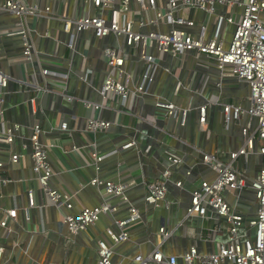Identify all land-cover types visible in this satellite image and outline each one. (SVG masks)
I'll list each match as a JSON object with an SVG mask.
<instances>
[{
	"label": "crops",
	"instance_id": "obj_1",
	"mask_svg": "<svg viewBox=\"0 0 264 264\" xmlns=\"http://www.w3.org/2000/svg\"><path fill=\"white\" fill-rule=\"evenodd\" d=\"M3 2L0 0V71L6 76L7 84L0 90V134L13 124L20 126L12 142L0 141V218L5 216L4 209L17 210L16 217L8 219V228L0 226L3 260L14 264H95L98 240L106 239L107 228L119 230L114 220L127 217L129 204L139 208L141 216L138 222L126 225L128 239L113 246L112 260L119 264H129L135 255H146L153 249H158L164 257L175 255L177 264H183L182 254L191 245L200 253H210L225 242L228 223L223 216L212 211L203 217L187 216L186 208L192 190L214 176L202 161V153L226 160L230 152L244 144L241 128L247 123L255 126L254 118L246 114L230 118L226 123L222 112L226 104L248 106L249 85L233 76L222 75L213 57L189 51L176 56L157 54L160 66L147 93H131L124 104L115 97L102 98L99 89L106 75L102 49L119 44L127 51L124 37L109 34L99 38L84 30L75 34L72 50L67 46L70 35L63 30L64 19L100 14L102 10L85 0H25L27 5L41 10V14L21 17L35 51L30 61L22 57V38L5 34L18 17L5 10ZM137 9L138 5L132 3L130 16L135 29H169L165 24L139 26L140 17L146 13H138ZM238 9L217 4L215 12L227 14ZM103 13L107 15V10ZM182 14L194 22L193 26H180L191 34L196 35L202 23L206 24L208 34L213 30V15L199 8L184 10ZM233 30V25L224 27L226 41ZM130 52L125 70L130 75L128 87L133 89L143 63L133 49ZM164 67H168L169 72ZM42 68L52 74L43 76ZM31 97L34 98L33 111L29 103ZM158 97L187 107L185 121L166 116L155 106ZM82 100L102 105L97 109L87 108ZM204 104L206 125L200 128L198 108ZM88 117H99L111 124L106 130L89 134L86 131ZM62 122H66V130L60 128ZM34 123L42 128L40 140L47 146L53 170L49 184L71 196L70 209L50 204L37 189L28 138ZM128 142L131 144L126 146ZM259 146L260 142L255 139L253 148L234 163L246 177L255 176L260 168ZM93 149L102 155L98 162L91 156ZM12 154L20 155L16 163L10 159ZM168 156L180 161L171 164ZM168 166L172 172L165 199L156 206L146 205V183L160 177ZM93 176L127 182L128 201L109 197L111 204L117 207L115 212L101 216L83 231L69 234L61 222L62 215L98 205L105 198L101 187L89 184ZM179 180L182 184L176 186ZM28 188L35 189V205L30 208L26 199ZM224 196L232 209L244 217L240 234L252 235L253 229L247 220L254 216L257 203L251 188L226 192ZM26 207L29 219L24 215ZM160 226L171 232L164 240L159 233ZM148 264L166 263L151 261Z\"/></svg>",
	"mask_w": 264,
	"mask_h": 264
},
{
	"label": "built area",
	"instance_id": "obj_2",
	"mask_svg": "<svg viewBox=\"0 0 264 264\" xmlns=\"http://www.w3.org/2000/svg\"><path fill=\"white\" fill-rule=\"evenodd\" d=\"M102 12L94 15H84L73 19H64L63 30L69 33L70 38L67 46L74 50L75 34L84 30L91 31L96 37L102 38L112 34L115 37L123 36L128 48L125 51L119 44L105 46L102 56L105 60L106 75L99 89L102 98L115 97L120 104H124L131 93H147L148 87L153 81L155 72L160 66V56L182 55L189 51L213 57L222 75H230L249 85V104L246 107L223 106V114L226 123L230 118L237 119L246 114L255 120V126L250 123L241 128L244 144L241 148L228 154L226 160L219 159L215 154L202 153V161L206 163L214 173L211 180L201 181L199 187L192 190L190 202L186 208V215L206 216L212 211L223 216L228 223V238L219 243L216 249L210 253H200L196 246L191 245L183 254V264H264V0H85ZM117 1V2H116ZM132 3L138 5L136 12H145L146 16L140 17L139 26L152 25L159 27L161 24L169 25L167 31L161 29L141 31L135 29L134 20L131 18ZM217 4L228 8L238 7V12L219 14L215 12ZM2 7L18 17L15 25L5 30L7 36L19 35L22 38V57L32 60L35 51L29 38L28 28L24 25L21 17L26 14H41V10L34 5H27L25 0H4ZM190 8H199L209 15H213V30L208 34L205 23L199 25L196 35L184 30L180 26H193L191 19H186L182 12ZM107 10V15L103 13ZM48 11V8H45ZM149 13H151L149 15ZM145 18V19H143ZM233 25L234 30L229 41L224 39V27ZM130 49H133L142 60L143 68L139 75L137 84L130 89L128 82L130 75L125 70ZM130 52V53H129ZM2 47L0 46V56ZM169 72L168 67H164ZM43 76L52 73L42 68ZM54 73V72H53ZM55 74V73H54ZM58 75V74H57ZM65 77L66 74H59ZM85 79L84 76H80ZM7 84V78L0 71V90ZM68 99H72L68 97ZM87 108H100L102 104L88 100H82ZM29 103L34 110V98H29ZM155 106L164 111L166 116L185 121L188 111L187 107L176 105L167 98L158 97ZM199 126L206 125V105L198 108ZM2 111L0 109V116ZM111 122L99 117H88L86 120V131L94 134L109 128ZM19 124L6 127L0 134V141L10 143L13 141ZM62 130H66V122L60 124ZM42 128L40 124L34 123L30 127L29 143L31 146L32 170L35 174L37 189L45 196L47 201L57 207L66 209L72 207L71 196L50 186L49 180L53 174L52 167L48 161L47 146L40 140ZM260 142L259 153L261 155L260 168L255 176L249 178L244 176L234 165L240 155H244L253 148L254 140ZM131 143L128 142L126 146ZM95 162L102 159L94 149L91 152ZM19 154H12L10 159L16 163ZM171 164L180 160L174 156H168ZM1 165V163H0ZM96 166V165H95ZM97 167V166H96ZM172 170L164 168L161 176L146 183L144 203L146 205H158L165 199L167 184L170 181ZM2 180L0 176V181ZM133 182V181H131ZM130 183V181H129ZM89 184L101 187L105 198L95 206L83 207L76 213L66 212L62 215L61 222L66 226L69 234L83 231L87 226L94 224L99 218L108 213L115 212L117 207L109 201V197H118L128 201L125 193L127 182L112 180L93 176ZM131 184V183H130ZM181 180L176 181V186H181ZM249 187L254 193L257 209L247 224L253 229L250 236L240 234L239 229L244 226V217L234 211L225 199L226 192H239ZM35 189L26 190L27 207H33ZM24 209L26 219H29L28 208ZM126 218L115 219L114 223L119 227L118 231L107 228L106 239H99L96 247L95 264H119L112 260L113 246L128 239L126 225L140 220L139 208L129 204ZM5 216L0 218V226L8 228V219L15 218V208L4 209ZM159 233L163 240L171 232L165 226L159 227ZM3 248L0 246V264H14L3 260ZM177 264V257L169 255L164 257L158 249H153L146 255L137 254L129 264H148L149 262Z\"/></svg>",
	"mask_w": 264,
	"mask_h": 264
}]
</instances>
